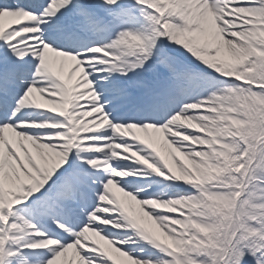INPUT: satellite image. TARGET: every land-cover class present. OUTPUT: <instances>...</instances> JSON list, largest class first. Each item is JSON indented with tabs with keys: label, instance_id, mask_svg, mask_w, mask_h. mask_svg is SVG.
Wrapping results in <instances>:
<instances>
[{
	"label": "snow or ice",
	"instance_id": "6c2138e0",
	"mask_svg": "<svg viewBox=\"0 0 264 264\" xmlns=\"http://www.w3.org/2000/svg\"><path fill=\"white\" fill-rule=\"evenodd\" d=\"M0 264H264V0H0Z\"/></svg>",
	"mask_w": 264,
	"mask_h": 264
}]
</instances>
